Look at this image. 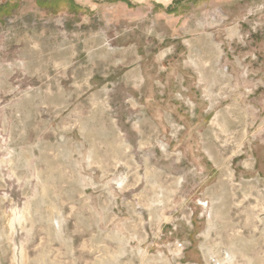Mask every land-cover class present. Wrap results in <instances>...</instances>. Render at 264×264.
<instances>
[{
    "label": "rangeland",
    "instance_id": "obj_1",
    "mask_svg": "<svg viewBox=\"0 0 264 264\" xmlns=\"http://www.w3.org/2000/svg\"><path fill=\"white\" fill-rule=\"evenodd\" d=\"M0 264H264V0H0Z\"/></svg>",
    "mask_w": 264,
    "mask_h": 264
},
{
    "label": "trees",
    "instance_id": "obj_2",
    "mask_svg": "<svg viewBox=\"0 0 264 264\" xmlns=\"http://www.w3.org/2000/svg\"><path fill=\"white\" fill-rule=\"evenodd\" d=\"M8 1H12V0H8ZM42 1L46 2L48 6L56 7L59 5L60 1H64V0H42Z\"/></svg>",
    "mask_w": 264,
    "mask_h": 264
},
{
    "label": "water",
    "instance_id": "obj_3",
    "mask_svg": "<svg viewBox=\"0 0 264 264\" xmlns=\"http://www.w3.org/2000/svg\"><path fill=\"white\" fill-rule=\"evenodd\" d=\"M81 1V0H80ZM158 1H160V2H163L164 3V5L168 8V7H170L172 4H174L176 1H180V0H170V2L169 3H165V1L164 0H158ZM88 3V2H87ZM84 4V3H83Z\"/></svg>",
    "mask_w": 264,
    "mask_h": 264
},
{
    "label": "crops",
    "instance_id": "obj_4",
    "mask_svg": "<svg viewBox=\"0 0 264 264\" xmlns=\"http://www.w3.org/2000/svg\"><path fill=\"white\" fill-rule=\"evenodd\" d=\"M180 2H178V4L175 6V7H171V9H172V11L173 10H176L177 9V7H180V6H182V4H179Z\"/></svg>",
    "mask_w": 264,
    "mask_h": 264
},
{
    "label": "bare ground",
    "instance_id": "obj_5",
    "mask_svg": "<svg viewBox=\"0 0 264 264\" xmlns=\"http://www.w3.org/2000/svg\"><path fill=\"white\" fill-rule=\"evenodd\" d=\"M164 1H165L166 4L170 2V0H164Z\"/></svg>",
    "mask_w": 264,
    "mask_h": 264
}]
</instances>
